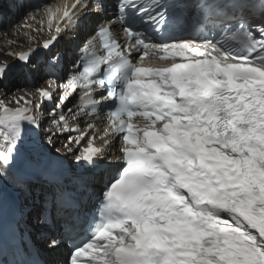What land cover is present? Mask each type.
Returning <instances> with one entry per match:
<instances>
[{
  "label": "snow or ice",
  "instance_id": "snow-or-ice-1",
  "mask_svg": "<svg viewBox=\"0 0 264 264\" xmlns=\"http://www.w3.org/2000/svg\"><path fill=\"white\" fill-rule=\"evenodd\" d=\"M177 3L75 0L21 26L35 42L47 20L46 52L66 29L83 25L87 38L64 75L60 58L40 60L39 48L8 51L15 63H0V86L21 72L54 77L0 99V264H264V0ZM181 12L213 34L166 35ZM81 119L85 131L69 127ZM69 168L90 173L77 177L83 190L102 185L79 238L75 198L57 186ZM44 176L43 199L28 208L17 198L6 226L5 183L27 196ZM33 231L43 248L29 243Z\"/></svg>",
  "mask_w": 264,
  "mask_h": 264
},
{
  "label": "bare ground",
  "instance_id": "bare-ground-1",
  "mask_svg": "<svg viewBox=\"0 0 264 264\" xmlns=\"http://www.w3.org/2000/svg\"><path fill=\"white\" fill-rule=\"evenodd\" d=\"M40 14L38 12H30L27 13L22 17V19L15 24L13 27H10L9 29L0 31V63H8L13 64L14 58L12 56L6 55L8 51H12L14 53L21 52L22 50H25L29 46H37L43 43L45 39L50 38L51 33L48 31L47 28V22L46 19L44 21V28L43 31L40 33H31V35H34L36 37L35 42H30L28 40V37L25 35V33L28 31L25 28H22L21 26L25 23L26 19L29 17V15H35L37 17V20L40 19ZM95 19V18H94ZM31 22V21H30ZM34 23V22H32ZM39 27V24L36 25ZM11 41H15V43H10ZM33 75L34 73L31 72ZM15 75H12L8 81L5 82L7 84L6 86H0L2 90H5L11 86H18L21 82L19 80L25 79V76L23 74L20 75L16 80H14ZM15 82V83H14ZM18 83V84H17ZM46 84V81L43 80L39 85L43 86ZM33 91V90H30ZM25 93H32L25 90H22L21 88L17 87L14 88L9 94L6 93H0V99L9 100L13 96H19ZM13 107L15 105H12ZM47 115V113H44V116ZM48 122V121H44ZM41 135H44V132L41 133ZM59 135V134H58ZM57 146L60 144V138L56 141ZM71 158V157H68Z\"/></svg>",
  "mask_w": 264,
  "mask_h": 264
},
{
  "label": "rangeland",
  "instance_id": "rangeland-1",
  "mask_svg": "<svg viewBox=\"0 0 264 264\" xmlns=\"http://www.w3.org/2000/svg\"><path fill=\"white\" fill-rule=\"evenodd\" d=\"M18 77H15L14 76V80H16ZM15 83V82H14ZM7 85V84H6ZM14 88H17V86L16 85H14V86H11V87H9V88H7V89H5V90H2L1 89V87H0V93H6V94H9ZM55 150V149H54Z\"/></svg>",
  "mask_w": 264,
  "mask_h": 264
}]
</instances>
